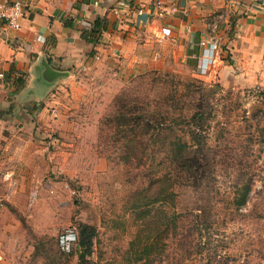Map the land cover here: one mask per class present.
I'll return each instance as SVG.
<instances>
[{
    "label": "rangeland",
    "instance_id": "1",
    "mask_svg": "<svg viewBox=\"0 0 264 264\" xmlns=\"http://www.w3.org/2000/svg\"><path fill=\"white\" fill-rule=\"evenodd\" d=\"M35 84L0 126L1 264H264V83L183 62Z\"/></svg>",
    "mask_w": 264,
    "mask_h": 264
},
{
    "label": "crops",
    "instance_id": "2",
    "mask_svg": "<svg viewBox=\"0 0 264 264\" xmlns=\"http://www.w3.org/2000/svg\"><path fill=\"white\" fill-rule=\"evenodd\" d=\"M23 2L20 28L0 22V71L5 73L0 79V126L10 125L11 111L27 102L26 89L43 90L36 82H48L51 92L73 72L84 70L111 71L128 79L184 62L195 74L224 86L264 83V0ZM216 15L219 29L211 39L222 49L202 74L208 55L200 42L212 34L208 22ZM163 27L171 30L164 37Z\"/></svg>",
    "mask_w": 264,
    "mask_h": 264
},
{
    "label": "built area",
    "instance_id": "3",
    "mask_svg": "<svg viewBox=\"0 0 264 264\" xmlns=\"http://www.w3.org/2000/svg\"><path fill=\"white\" fill-rule=\"evenodd\" d=\"M159 16L163 15V11L158 12ZM25 16V4L23 0H9L0 2V22L5 25L12 26L13 28H20L22 26V20ZM83 23L87 26H91L90 23L83 21ZM208 26L211 30V35L208 38L201 40V46L204 47L205 55L208 57L203 59L202 66L200 67V72L207 73L208 64L215 60V54L222 49L221 44L217 39L212 40L211 37L215 36V33L219 29V17L218 15L214 16L209 22ZM170 28L163 27L162 33L163 37L170 33ZM161 54L159 52L156 53V57H159ZM5 78V73L0 71V79Z\"/></svg>",
    "mask_w": 264,
    "mask_h": 264
},
{
    "label": "trees",
    "instance_id": "4",
    "mask_svg": "<svg viewBox=\"0 0 264 264\" xmlns=\"http://www.w3.org/2000/svg\"><path fill=\"white\" fill-rule=\"evenodd\" d=\"M162 197H164V196H162ZM94 232H95V230L89 225L82 224L80 226V228H79V243L82 245L83 248H85V252L82 253V256L85 253L87 254V253L91 252Z\"/></svg>",
    "mask_w": 264,
    "mask_h": 264
}]
</instances>
